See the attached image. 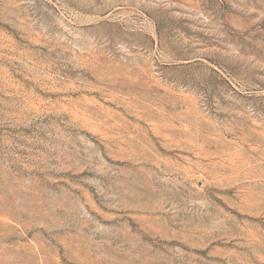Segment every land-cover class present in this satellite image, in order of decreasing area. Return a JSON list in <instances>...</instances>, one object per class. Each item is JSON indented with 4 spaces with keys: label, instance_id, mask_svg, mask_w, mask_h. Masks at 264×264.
I'll use <instances>...</instances> for the list:
<instances>
[{
    "label": "rangeland",
    "instance_id": "374dc122",
    "mask_svg": "<svg viewBox=\"0 0 264 264\" xmlns=\"http://www.w3.org/2000/svg\"><path fill=\"white\" fill-rule=\"evenodd\" d=\"M0 264H264V0H0Z\"/></svg>",
    "mask_w": 264,
    "mask_h": 264
}]
</instances>
